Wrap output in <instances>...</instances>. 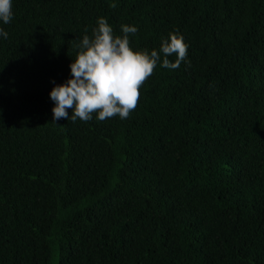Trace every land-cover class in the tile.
Segmentation results:
<instances>
[{"label":"trees","instance_id":"16d2710c","mask_svg":"<svg viewBox=\"0 0 264 264\" xmlns=\"http://www.w3.org/2000/svg\"><path fill=\"white\" fill-rule=\"evenodd\" d=\"M12 11L0 21V264H264V0ZM101 17L116 35L136 26V52L182 35L187 57L156 66L128 118L53 122L50 92Z\"/></svg>","mask_w":264,"mask_h":264},{"label":"clouds","instance_id":"9594fccd","mask_svg":"<svg viewBox=\"0 0 264 264\" xmlns=\"http://www.w3.org/2000/svg\"><path fill=\"white\" fill-rule=\"evenodd\" d=\"M110 7L115 9L117 5L112 3ZM12 19V0H0V21L8 24ZM97 25L91 37L84 35L76 45L78 53L70 65L71 78L50 92L55 105L53 122L61 118L87 122L93 118V113L99 121L116 115L121 119L128 118L138 104L140 87L156 66L175 70L187 57L189 46L177 33H170L169 38L162 41L159 51L152 50L149 54L130 47L129 37L138 32L136 26L122 25L121 36L114 33L104 17L98 19ZM0 36L7 39V31L0 28ZM173 54L176 55L175 62L168 59ZM67 109H72L71 116Z\"/></svg>","mask_w":264,"mask_h":264}]
</instances>
